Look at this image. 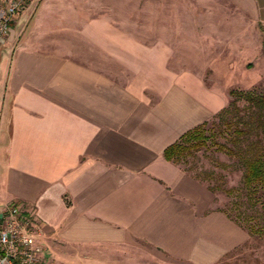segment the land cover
<instances>
[{"label": "crops", "instance_id": "0c3cea01", "mask_svg": "<svg viewBox=\"0 0 264 264\" xmlns=\"http://www.w3.org/2000/svg\"><path fill=\"white\" fill-rule=\"evenodd\" d=\"M256 69L264 0H31L0 46V211L48 264H217L249 234L165 150Z\"/></svg>", "mask_w": 264, "mask_h": 264}, {"label": "rangeland", "instance_id": "374dc122", "mask_svg": "<svg viewBox=\"0 0 264 264\" xmlns=\"http://www.w3.org/2000/svg\"><path fill=\"white\" fill-rule=\"evenodd\" d=\"M256 72L257 69L251 75L242 73L236 79L237 81L231 82L230 88L264 93V77L254 81ZM234 98L235 96L230 93L229 102ZM237 103L242 108L245 118L248 117L252 109H257L245 98H239ZM230 119L232 122L226 123L223 116L217 114L209 120L204 125L203 132L206 144L199 149L192 148L185 151L178 158L177 163L196 177L214 186L211 188L215 194V205L233 216L247 230L249 222L254 220L250 216L254 212V207L249 204L247 193L242 186V165L236 156L217 149V144H215L217 142L233 145L231 137L236 123L234 124L233 118ZM240 126L243 124L240 123ZM258 131L260 132V129L256 127L251 138H255L259 134ZM260 135L263 136L262 133ZM216 185L220 187H216ZM231 187L232 191L225 190ZM217 264H264V237L249 234L248 239L238 249L224 256Z\"/></svg>", "mask_w": 264, "mask_h": 264}, {"label": "trees", "instance_id": "16d2710c", "mask_svg": "<svg viewBox=\"0 0 264 264\" xmlns=\"http://www.w3.org/2000/svg\"><path fill=\"white\" fill-rule=\"evenodd\" d=\"M230 93L234 95L235 98L231 99L229 105L224 107L217 114H221L226 123L232 122L230 118H233L234 124L236 123L233 129V136L231 137L233 145L229 146L226 143L217 142H215V144H217V149L223 150L229 155L236 156L241 163L243 168L242 186L247 193L249 204L254 207V212L250 214L254 220L249 222L247 231L250 235L264 237V93L255 90L241 91L236 88H232ZM239 98H245L248 102L257 107V109H252V111L249 112L247 118L244 117L242 108L237 103ZM207 122L208 121L196 126L186 133L179 141L167 147L165 156L177 162L178 158L182 156L185 151L192 148L199 149L204 146L206 144V139L203 132L204 125ZM240 123H242L243 126H240ZM256 127L260 129L263 136L260 135L261 133L258 131L259 134L255 138H251L252 132ZM216 187L220 186L216 185ZM225 190L230 192L233 188L231 187ZM227 214L235 219L229 213Z\"/></svg>", "mask_w": 264, "mask_h": 264}, {"label": "built area", "instance_id": "2783aa9c", "mask_svg": "<svg viewBox=\"0 0 264 264\" xmlns=\"http://www.w3.org/2000/svg\"><path fill=\"white\" fill-rule=\"evenodd\" d=\"M30 1L0 0V46L5 43L16 17ZM41 253L31 216L20 203H7L0 211V264H48Z\"/></svg>", "mask_w": 264, "mask_h": 264}]
</instances>
